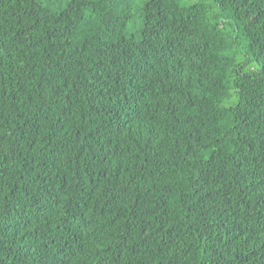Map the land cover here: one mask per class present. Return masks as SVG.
<instances>
[{"label": "trees", "instance_id": "obj_1", "mask_svg": "<svg viewBox=\"0 0 264 264\" xmlns=\"http://www.w3.org/2000/svg\"><path fill=\"white\" fill-rule=\"evenodd\" d=\"M0 264H264V0H0Z\"/></svg>", "mask_w": 264, "mask_h": 264}]
</instances>
